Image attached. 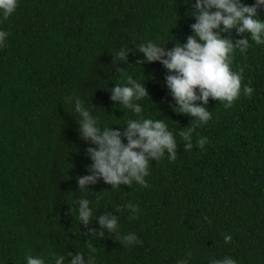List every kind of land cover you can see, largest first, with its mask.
Here are the masks:
<instances>
[{"label":"trees","instance_id":"obj_1","mask_svg":"<svg viewBox=\"0 0 264 264\" xmlns=\"http://www.w3.org/2000/svg\"><path fill=\"white\" fill-rule=\"evenodd\" d=\"M190 8L184 0H18L0 20L8 32L0 47V264H25L26 255L49 264L52 253L65 255L66 264L68 253L86 255L88 245L95 264H208L224 256L264 264V46L249 41L244 54L232 55L241 93L247 84L251 96L228 108L209 98L211 119L193 127L192 149L176 136V159L150 161L146 187L113 189L98 178L80 190L76 182L90 174L85 149L92 145L79 135L69 97L82 98L101 127L123 131L135 117L109 90L126 73L147 90L143 116L164 119L174 135L191 124L173 109L167 70L143 62L136 47L149 39L168 49L186 42L195 22ZM258 15L264 19V8ZM221 36L240 38L235 27ZM121 48L126 63L113 61ZM198 138H206L202 149ZM79 198L93 208L87 225L74 218ZM126 202L137 205L133 219L121 207ZM106 213L117 216L118 228L99 236L95 217ZM127 232L139 243L122 245L118 237Z\"/></svg>","mask_w":264,"mask_h":264},{"label":"clouds","instance_id":"obj_2","mask_svg":"<svg viewBox=\"0 0 264 264\" xmlns=\"http://www.w3.org/2000/svg\"><path fill=\"white\" fill-rule=\"evenodd\" d=\"M191 3L188 15L194 18L189 27L192 34L186 37V42H176L168 49L162 43L145 40L136 44L143 54V62L159 61L167 70L164 81L174 100V111L192 117L191 124L174 132L165 124L164 119H153L142 115L141 101L148 97L143 82L132 75L123 74V83H115L110 88V100L116 106L129 110L135 118L127 119L123 131L111 126L101 127L98 118L93 115L80 97H69L70 113L78 115V132L84 141L92 146L86 147L85 153L91 163L86 165L90 174L76 178L80 190L102 179L113 189L121 184L131 186L136 183L147 186L145 177L149 173V162H157L167 156L172 161L176 159L179 136L185 151L193 147L191 133L197 124H206L211 119V113L205 105L209 98L219 100L225 108L231 107L233 101L241 94L251 96L253 89L245 84L241 93V74L230 68L235 50L244 54L249 47V41L264 46V19L258 15V9L264 8V0H254L251 5L241 3V0H184ZM18 0H0V20H7L16 10ZM235 27L239 39H226L221 33ZM247 33L248 37H244ZM8 32L0 30V47L4 46ZM113 61L127 62V51L121 48L113 52ZM140 63V61H138ZM120 71V69H117ZM199 101L200 103H197ZM119 125V124H115ZM122 137L124 138L122 140ZM126 141V142H125ZM206 138H198L195 143L201 149ZM75 204V219L79 224L87 225L93 218V208L87 198H79ZM129 213V219L135 218L137 205L126 202L122 206ZM73 213V208L70 209ZM104 236L115 233L118 228L117 216L106 213L95 217ZM231 235L224 234L225 243L230 242ZM124 246L137 244L139 240L135 232H127L118 237ZM96 249L88 245V253L67 254L66 264H95ZM190 256V253H189ZM25 264H46L40 256H25ZM49 264H65V255L52 253ZM178 264H188L180 260ZM208 264H237L229 256L220 259L209 258Z\"/></svg>","mask_w":264,"mask_h":264}]
</instances>
